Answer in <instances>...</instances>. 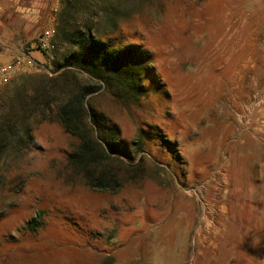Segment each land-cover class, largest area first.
Masks as SVG:
<instances>
[{
    "label": "rangeland",
    "instance_id": "1",
    "mask_svg": "<svg viewBox=\"0 0 264 264\" xmlns=\"http://www.w3.org/2000/svg\"><path fill=\"white\" fill-rule=\"evenodd\" d=\"M87 1L118 9L95 17L98 37L149 54L143 97L126 101L102 91L90 99L104 132L121 140L125 152L112 154L132 166L112 159L117 188L92 187L88 181L99 172L87 176L69 162L78 141L56 110L42 120L24 112L30 137L7 143L0 154V264H117L131 256L135 230L189 219L194 246L181 264H264V198L230 195L228 150L221 154L218 134L264 130V109L256 107L243 128L239 116L264 91V0ZM60 8L48 6L46 27L12 12L9 32L0 18L2 55L24 57L0 85V119H15L5 106L9 85H25L30 101L33 78L52 74L36 49L39 35L53 30L51 58L67 52L69 45L54 38Z\"/></svg>",
    "mask_w": 264,
    "mask_h": 264
},
{
    "label": "trees",
    "instance_id": "2",
    "mask_svg": "<svg viewBox=\"0 0 264 264\" xmlns=\"http://www.w3.org/2000/svg\"><path fill=\"white\" fill-rule=\"evenodd\" d=\"M108 5L107 11L87 0H61L54 38L69 45L67 52L62 59L51 58L47 50L39 46L37 38L36 49L47 55L52 74L30 76L34 77L30 101L26 99L25 85H9L8 94L12 100L5 106L9 107L10 115L15 114V119H7L5 115L0 119L1 154L7 143H19L24 135L30 137V127L22 116L24 112L30 109V114L40 115L42 120L46 119L48 111L55 109L65 131L78 141L76 149L69 154V162L81 166L87 176L92 169L97 170L96 180L90 179L88 184L100 189L117 188L119 183L114 181L115 172L111 171L109 162L114 158L123 164L125 161L112 154L123 149L121 140L112 132H104L100 112L90 99L95 93L109 91L126 101L139 100L147 92L143 74L150 68L149 54L140 45L117 47L112 40H104L95 33L98 29L95 17L102 12L110 17L118 11L115 5ZM262 81L264 84V79ZM38 223L35 219L28 224L34 227Z\"/></svg>",
    "mask_w": 264,
    "mask_h": 264
},
{
    "label": "crops",
    "instance_id": "3",
    "mask_svg": "<svg viewBox=\"0 0 264 264\" xmlns=\"http://www.w3.org/2000/svg\"><path fill=\"white\" fill-rule=\"evenodd\" d=\"M54 2L61 5V0H42L41 2L37 0H5L0 4L1 22L4 27L6 25L9 27V32L12 31L10 29L12 27L10 25L12 12L20 13L23 22H40V19L43 23L49 22L50 14L47 8ZM39 3H42V6H39ZM30 14H33V17H30ZM43 26L46 27L47 24L44 23ZM19 31L17 30V33ZM42 34L39 35V38ZM2 54L0 51V61H2L0 65L10 61ZM218 134L222 136L219 143L220 148L223 146L221 154L222 151L228 150L227 169L229 182L232 186L230 195L236 197L242 193L243 197L250 195L255 199L264 198V131L218 130ZM218 159L214 163H217ZM198 167L200 169L202 166ZM201 170L203 169L201 168L199 171ZM242 181L244 188L241 192L238 189V183H242ZM148 227L135 230L132 236L133 251L131 256L129 253L128 258H119L117 264H181L185 260L189 261L191 249L194 246L192 235L194 224L191 219L182 226L177 223H161L157 228Z\"/></svg>",
    "mask_w": 264,
    "mask_h": 264
},
{
    "label": "built area",
    "instance_id": "4",
    "mask_svg": "<svg viewBox=\"0 0 264 264\" xmlns=\"http://www.w3.org/2000/svg\"><path fill=\"white\" fill-rule=\"evenodd\" d=\"M53 36V30L47 29L43 32L42 36L39 38V46L45 50H52L55 45L51 40ZM24 63V57L17 56L9 62L0 65V85L7 81L11 77V75ZM264 107V91L262 94L257 95L255 101L248 105L245 108V111L239 115L240 121L242 124V128L251 124L252 117L254 115V111L256 107H260L258 110H262ZM262 126H264V120H261ZM247 131V130H240ZM249 131V130H248ZM259 132H263L264 130H258Z\"/></svg>",
    "mask_w": 264,
    "mask_h": 264
}]
</instances>
